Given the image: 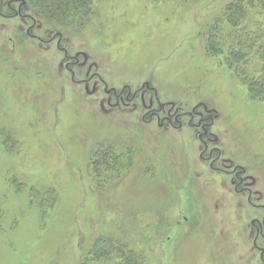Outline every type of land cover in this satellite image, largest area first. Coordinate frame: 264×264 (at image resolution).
<instances>
[{
  "label": "rangeland",
  "instance_id": "1",
  "mask_svg": "<svg viewBox=\"0 0 264 264\" xmlns=\"http://www.w3.org/2000/svg\"><path fill=\"white\" fill-rule=\"evenodd\" d=\"M79 1L0 0V264H264V10Z\"/></svg>",
  "mask_w": 264,
  "mask_h": 264
},
{
  "label": "trees",
  "instance_id": "2",
  "mask_svg": "<svg viewBox=\"0 0 264 264\" xmlns=\"http://www.w3.org/2000/svg\"><path fill=\"white\" fill-rule=\"evenodd\" d=\"M31 7H37L39 13L45 17V14L59 20V24L66 25L65 22L70 14L76 12L79 7L84 8V4L79 0H25ZM196 2L198 0H188ZM86 8V6H85ZM264 10V0H234L227 8L228 21L235 23L241 20L251 10ZM229 23L231 24V22ZM252 89L259 95H264V84L253 85ZM101 256H108L105 246L109 245L99 240ZM111 246V244H110Z\"/></svg>",
  "mask_w": 264,
  "mask_h": 264
},
{
  "label": "flooded vegetation",
  "instance_id": "3",
  "mask_svg": "<svg viewBox=\"0 0 264 264\" xmlns=\"http://www.w3.org/2000/svg\"><path fill=\"white\" fill-rule=\"evenodd\" d=\"M1 15V14H0ZM29 33V32H28ZM72 74V76H73V78H75V75H74V73H71ZM109 93H112V92H109ZM141 93V92H140ZM138 94V93H137ZM137 94H135L134 96H133V101L136 99V97L138 96ZM113 95H114V97L115 98H117V100H121L122 98H123V93H120V94H118L117 92H115V91H113ZM204 121H205V119H202L201 118V120H200V123H199V126H202V128H203V123H204ZM203 130L204 131H206L204 128H203ZM205 134H207V132H205ZM211 167L212 168H214V163H212L211 164Z\"/></svg>",
  "mask_w": 264,
  "mask_h": 264
}]
</instances>
